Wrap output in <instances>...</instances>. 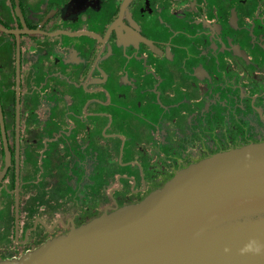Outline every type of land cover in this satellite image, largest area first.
<instances>
[{
  "label": "flooded vegetation",
  "instance_id": "1",
  "mask_svg": "<svg viewBox=\"0 0 264 264\" xmlns=\"http://www.w3.org/2000/svg\"><path fill=\"white\" fill-rule=\"evenodd\" d=\"M263 143L264 0H0V261Z\"/></svg>",
  "mask_w": 264,
  "mask_h": 264
},
{
  "label": "water",
  "instance_id": "2",
  "mask_svg": "<svg viewBox=\"0 0 264 264\" xmlns=\"http://www.w3.org/2000/svg\"><path fill=\"white\" fill-rule=\"evenodd\" d=\"M258 213L264 143L200 161L142 202L0 264H261L264 225L220 227Z\"/></svg>",
  "mask_w": 264,
  "mask_h": 264
}]
</instances>
